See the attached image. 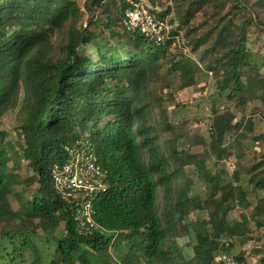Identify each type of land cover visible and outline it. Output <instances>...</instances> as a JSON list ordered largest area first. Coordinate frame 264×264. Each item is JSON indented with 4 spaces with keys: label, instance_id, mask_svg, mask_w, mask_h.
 <instances>
[{
    "label": "trees",
    "instance_id": "16d2710c",
    "mask_svg": "<svg viewBox=\"0 0 264 264\" xmlns=\"http://www.w3.org/2000/svg\"><path fill=\"white\" fill-rule=\"evenodd\" d=\"M150 2L174 23L161 44L124 28L129 0H0V119L19 109V141L0 130V223L25 216L46 230L64 222L49 264H223L222 252L264 264V133L234 111L264 106V0ZM204 71L229 102L213 107L201 139L215 170L190 148L198 135L186 139L156 93L164 77L178 76L187 90ZM78 141L91 144L106 175L107 189L88 198L91 233L78 230L51 173ZM23 162L32 172L24 215L10 202ZM252 231L256 238L236 253L237 237ZM1 236L15 241L16 256L31 251V264L43 262L31 233Z\"/></svg>",
    "mask_w": 264,
    "mask_h": 264
},
{
    "label": "rangeland",
    "instance_id": "374dc122",
    "mask_svg": "<svg viewBox=\"0 0 264 264\" xmlns=\"http://www.w3.org/2000/svg\"><path fill=\"white\" fill-rule=\"evenodd\" d=\"M81 2L83 0H80ZM201 21V18L198 19ZM254 37V36H252ZM262 44V41L260 42ZM180 45H182L180 43ZM264 50V49H263ZM261 63V61H260ZM207 72L201 74L200 79L196 86L183 90L181 89V80L178 76L174 75L172 78L164 77L160 82V85L165 87L161 90V87H158L156 93L163 97L164 108L169 112L168 120L174 123L179 132L186 136H196L198 143L194 144L191 150L194 153H201L202 158L207 162L209 166L215 170L214 159L204 152V143H201V139L204 140L207 138L208 126H209V114L212 113L214 109L224 106L229 102L226 99L225 94L220 95L217 88L216 82L211 78ZM212 105V110H211ZM264 108L260 102H250L247 107L243 109L235 108V112L239 117L245 116L249 119H256L258 123V128L256 133H264V118L260 114V109ZM18 108L14 111L7 112L0 119V130H3L7 133V139L17 143L19 141V135L17 132L18 126ZM193 136V137H194ZM202 137V138H201ZM261 153H264V142L260 144ZM253 159L259 161L261 159L260 154H257ZM14 162L10 163V167H13ZM248 164H250L248 162ZM19 175L21 176V181L19 184H16L14 187V192L10 194V202L15 210L23 212L24 215V206L23 203H26L27 200L32 197V188L28 186V183L23 182L28 178L32 172L27 166V162H23L21 166L17 169ZM189 175L188 183L192 186L194 191H202V183L200 177L194 171L193 168H187ZM237 216L234 214L232 216L235 218ZM206 221L208 220L205 217ZM39 219L28 220L25 216L22 219L17 218L12 222L5 225V223H0V264H31L35 256L31 251H27L25 257L22 259L19 256H16L13 252L15 241H12L9 238H3L1 236L3 229L6 231L9 230H25L27 233H31L34 242L42 249L43 262L41 264H49L50 261L54 258V253L57 249V239L65 233L64 222H60L57 226H53L50 229H44L41 225L39 226ZM251 229H253V223H249ZM194 231V228H191ZM17 236L18 241L21 239L20 233ZM245 237H241L235 240V246L239 249L245 244L247 245V240L251 241L256 238L255 232H250L244 234ZM247 237V239H246ZM188 241V238H182L181 242L185 243ZM191 249L188 247L187 249ZM242 251V250H241ZM250 264H256L252 259L249 260Z\"/></svg>",
    "mask_w": 264,
    "mask_h": 264
},
{
    "label": "built area",
    "instance_id": "2783aa9c",
    "mask_svg": "<svg viewBox=\"0 0 264 264\" xmlns=\"http://www.w3.org/2000/svg\"><path fill=\"white\" fill-rule=\"evenodd\" d=\"M157 11L152 10L150 0H129L123 26L127 31H139L156 44H161L169 38L174 23L168 18L159 17ZM184 52L190 53L188 46H184ZM209 74L212 75V72ZM66 152L67 160L63 163H55L51 169L54 186L73 208L78 230L82 233H91L97 225L88 198L96 192L107 189L104 181L105 171L98 164L97 157L88 142L78 141L66 146ZM224 243L229 247L232 240H224ZM220 261L223 264H249L248 261L238 260L229 252H222Z\"/></svg>",
    "mask_w": 264,
    "mask_h": 264
},
{
    "label": "crops",
    "instance_id": "0c3cea01",
    "mask_svg": "<svg viewBox=\"0 0 264 264\" xmlns=\"http://www.w3.org/2000/svg\"><path fill=\"white\" fill-rule=\"evenodd\" d=\"M253 121L257 123V120H256V119H253ZM232 144H233V143H232ZM247 165H248V162H247V161H243V162H242V167H243V166H247ZM238 167H239V166L235 165V166H232V168H230V173H231V175L233 174V170L236 169V168H238ZM243 177L245 178L244 181H247L248 176L244 175ZM260 194H262V195L264 196V190H263V191L260 190ZM255 199H256V197L253 196V195H252L251 198H250L251 201H254ZM239 238H241V237H237V239H239ZM244 247H245V246L241 247V249L235 247L234 250H235L236 253H238L239 251L243 250Z\"/></svg>",
    "mask_w": 264,
    "mask_h": 264
}]
</instances>
